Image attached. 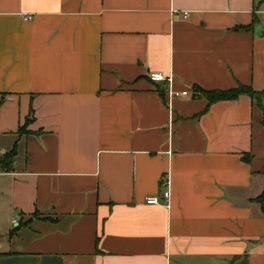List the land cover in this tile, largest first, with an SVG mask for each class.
<instances>
[{
  "label": "crops",
  "instance_id": "0c3cea01",
  "mask_svg": "<svg viewBox=\"0 0 264 264\" xmlns=\"http://www.w3.org/2000/svg\"><path fill=\"white\" fill-rule=\"evenodd\" d=\"M240 85L264 0H0V264H264L262 110L193 90Z\"/></svg>",
  "mask_w": 264,
  "mask_h": 264
},
{
  "label": "trees",
  "instance_id": "16d2710c",
  "mask_svg": "<svg viewBox=\"0 0 264 264\" xmlns=\"http://www.w3.org/2000/svg\"><path fill=\"white\" fill-rule=\"evenodd\" d=\"M255 20V19H254ZM250 26H241L240 28L248 29ZM193 90L198 93L200 96L206 98L209 103H213L218 100H231L237 98L240 94L248 95L253 101H255L256 105L262 110V119L261 124L264 126V110L260 105L261 99L264 97V90H254L250 86H238L236 88L228 89V90H212L208 91L205 89H201L199 87H193ZM30 118H26V121L23 125L18 128V134H26L29 131L27 130V124ZM15 145L13 148L6 152L4 155L0 157V170L8 171L12 168V160L15 155ZM262 173L264 174V167L262 168ZM256 203H258L261 212L264 214V188L262 192L253 199ZM23 226V222L18 225L17 228ZM15 232V230L10 231V233ZM5 253L0 252V257Z\"/></svg>",
  "mask_w": 264,
  "mask_h": 264
},
{
  "label": "built area",
  "instance_id": "2783aa9c",
  "mask_svg": "<svg viewBox=\"0 0 264 264\" xmlns=\"http://www.w3.org/2000/svg\"><path fill=\"white\" fill-rule=\"evenodd\" d=\"M188 11H184L182 13L183 18H186L188 16ZM149 79L151 81H164L168 80L167 77H164L162 74L153 72L149 74ZM181 95H186V91H182L180 93ZM161 187H162V199H160L158 196H148L145 198V203L147 204H164L167 205L168 199H169V188H168V180L162 179L161 180Z\"/></svg>",
  "mask_w": 264,
  "mask_h": 264
},
{
  "label": "rangeland",
  "instance_id": "374dc122",
  "mask_svg": "<svg viewBox=\"0 0 264 264\" xmlns=\"http://www.w3.org/2000/svg\"><path fill=\"white\" fill-rule=\"evenodd\" d=\"M1 238H3V237H1ZM1 238H0V240H2Z\"/></svg>",
  "mask_w": 264,
  "mask_h": 264
}]
</instances>
